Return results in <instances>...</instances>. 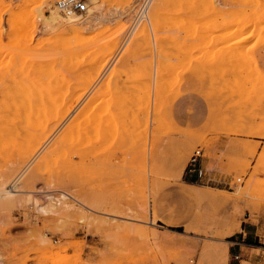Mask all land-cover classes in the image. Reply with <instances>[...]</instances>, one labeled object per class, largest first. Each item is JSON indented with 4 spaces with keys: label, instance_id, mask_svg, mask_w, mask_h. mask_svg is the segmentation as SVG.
<instances>
[{
    "label": "rangeland",
    "instance_id": "rangeland-1",
    "mask_svg": "<svg viewBox=\"0 0 264 264\" xmlns=\"http://www.w3.org/2000/svg\"><path fill=\"white\" fill-rule=\"evenodd\" d=\"M88 2L76 32L0 0V264H257L264 0ZM197 148L226 183L184 175Z\"/></svg>",
    "mask_w": 264,
    "mask_h": 264
},
{
    "label": "bare ground",
    "instance_id": "bare-ground-1",
    "mask_svg": "<svg viewBox=\"0 0 264 264\" xmlns=\"http://www.w3.org/2000/svg\"><path fill=\"white\" fill-rule=\"evenodd\" d=\"M91 3H92V4H96V3H97V0H92ZM93 7H94V6H93ZM96 10H98V7H97V6H95L94 9H90V10L88 9L87 12H90V15H91V14H93V12L96 11ZM87 12H86V13H87ZM52 13H53V15H52ZM52 13H51V15H48V16H44L43 14H41V15L44 16V22L42 23L44 27H47V26L49 25L50 22H51V23H54V25H56L55 23L60 22L61 24H62V23L65 24V23H66L65 25H66L68 28L73 29L74 31L78 32V28H77V26L80 24L79 22H82V21H81V18H82V17H79V18H78V17H74V18H66L67 21H62V20H61L60 13L57 11V9L54 10ZM94 14H95V13H94ZM96 15H97V14H96ZM87 18H88V17H87ZM88 19H89V18H88ZM91 19H92V18H91ZM83 21H85V20H83ZM85 22H86V21H85ZM60 23H59V24H60ZM82 24H83V23H82ZM49 26H50V25H49ZM232 27H234V26H232ZM235 27H236V26H235ZM235 27H234V30H235ZM64 28H65V27H64ZM237 28H238V27H237ZM227 29H228V28H227ZM232 29H233V28H232ZM232 29L230 28L231 31H232ZM239 29H240V28H239ZM230 30L228 29V31H230ZM122 35H123V34H122ZM228 35H229V34H228ZM128 40H129V39H128ZM235 41H236V42H235L234 44L239 43V40H235ZM115 48H116V46H115ZM103 64H104V63H103ZM103 64H102V65H103ZM106 65H107V63H106ZM99 69L101 70V68H99ZM97 70H98V69H97ZM97 70H96V71H97ZM100 70H99V71H100ZM102 70H103V68H102ZM102 70H101V71H102ZM104 70H106V69H104ZM95 73H96V72H95ZM93 76H94V75H93ZM154 81H155V80H154ZM163 82H164V81H163ZM75 83H76V82H75ZM90 83H91V82H90ZM90 83H88L87 85H88V86H89V85L92 86V84H90ZM124 83H126V82H124ZM129 84H131V83H129ZM154 84H155V83H154ZM162 84H163V83H162ZM87 85H85V84L83 85L84 87L86 86V87H85L86 89H85L84 87H81V86H79V87H81V89L84 88V92H86L85 90L88 89V86H87ZM138 85H140V84H138ZM90 86H89V88H92V87H90ZM94 86H95V85H93V87H94ZM128 86H129V85H127V88H128ZM140 86H141V85H140ZM79 87H77V88H79ZM94 88H95V87H94ZM129 88H130V86H129ZM164 88H166V85H165ZM188 88H189V87H188ZM88 90H89V89H88ZM88 90H87V91H88ZM141 90H142V89H141ZM180 90H181V89H180ZM90 91H91V89H90ZM92 91H93V90H92ZM129 91L131 92V91H134V90H131V88H130ZM139 91H140V90H139ZM139 91H138V93H139ZM142 91H143V90H142ZM142 91H140V92H142ZM82 92H83V89H82ZM88 92H89V91H88ZM88 92H87V93H88ZM135 92H136V91H135ZM146 92H147V91H146ZM91 93H92V92H91ZM88 94H89V93H88ZM136 94H137V93H136ZM139 94H140V93H139ZM63 95H64V94H63ZM137 95H138V94H137ZM137 95H136V96H137ZM79 96H82V95H79ZM84 96H85V95H84ZM143 96H145V93H144ZM143 96L141 97V105L143 104V103H142V100H144V97H143ZM150 96H151V95H150ZM59 97H60V96H59ZM82 97H83V96H82ZM137 97H138V98H137ZM137 97H136V99L139 100V97H140V96H137ZM60 98H61V97H60ZM60 98H59V99H60ZM61 99H62V98H61ZM132 100H134V99H132ZM138 100H137V101L134 100L135 103H136L135 106H137L138 104H140V102H139L140 100H139V101H138ZM77 101H78V100H77ZM77 101H76V102H77ZM74 102H75V101H74ZM73 104H74V103H73ZM76 104H77V103H76ZM146 104H147V103H146ZM65 105H66V104H65ZM74 105H75V104H74ZM74 105L71 104V106H70V105L68 104V107H69V108H66V109H71V110H72V107H73ZM77 105H78V104H77ZM141 105H138V106H141ZM61 107H62V106H61ZM74 107H75V106H74ZM76 107H77V106H76ZM97 107H98V106H96L95 109H92V111H90V115L92 114V117H91V116L89 117V113H87V115H85L87 118H91V123H90V124H92V123H96L95 120H96V118H97L98 116H99V117L97 118V122H98V123H99L101 120L103 121V119H104V117L102 116L103 118H101V120H100V119H99V118H100V115H96L97 113H96V114L94 113V116H93V112H96V111L98 112V109H99V108H97ZM142 107H143V106H142ZM144 107H146V106H144ZM64 108H65V107H64ZM92 108H93V107H92ZM96 108H97V109H96ZM58 109H59V107H58ZM74 109H75V108H74ZM78 109H79V108H78ZM154 109H155V108H154ZM64 110H65V109H64ZM93 110H94V111H93ZM62 111H63V110H62ZM68 111L71 112L70 110H67V111L62 112V115H63V116L60 115V116H59V119H60V118L63 119V118H64V113H65V112L68 113ZM74 111H75V110H74ZM77 111H78V110H77ZM80 111H81V110H80ZM148 111H149V110H148ZM51 113H52V112H51ZM53 113H54V111H53ZM66 113H65V117L67 116V117L69 118V113H68V114H66ZM77 113H78V112H77ZM80 113H83V112H80ZM54 114H55V113H54ZM83 114H86V113H83ZM83 114H82V115H83ZM98 114H99V112H98ZM51 115H52L53 118H54L55 116H57V113L55 114V116H54L53 114H51ZM95 115H96L97 117H95ZM76 116H78V115H76ZM85 116H84V119H86ZM50 117H51V116H50ZM80 117H81V114H79V119H78V121H79V120L84 121V120H83V117H81V118H80ZM55 118H56V117H55ZM57 118H58V116H57ZM57 118H56V119H57ZM68 118H64V119H65V120L67 119V120L69 121ZM77 118H78V117H77ZM77 118L75 117L74 120L76 121ZM93 118H94V120H93ZM107 118H108V117H107ZM59 119H58V122L61 121V119H60V120H59ZM108 119H109V118H108ZM67 120H66V121H67ZM87 120H88V119H87ZM62 121H63V120H62ZM68 121H67V122H68ZM82 121H81V123L79 124V125H82L80 129L77 128V127H78L77 125H78V123H79V122H77V121H76L77 124H76V122L73 121L72 123H73V124L75 123L76 125H75V124H74V125L71 124V126H69V128L72 127V126H74V127L76 128L75 131H77V130L79 129V130L77 131V132H79V131L83 128V126H85L86 128H88V127L91 126V125L89 126V124H88L89 120H88V122H87V121L82 122ZM105 121H107V120H105ZM108 121H109V120H108ZM108 121H107V122H108ZM58 122H57V123H58ZM63 122H64V121H63ZM86 122H87V124H86ZM55 123H56V122H55ZM55 123H54V124H55ZM82 123H83L84 125H83ZM65 124H66V123H64L63 125H65ZM56 126H57V125H56ZM60 126L62 127V125H60ZM60 126H59V127H60ZM59 127H58V129H59ZM74 127H73L72 129H75ZM79 127H80V126H79ZM84 129H85V128H83V130H84ZM88 129H89V128H88ZM70 130H71V129H70ZM71 131H72V130H71ZM75 131H74V132H75ZM81 131H82V130H81ZM85 131H86V130H85ZM28 164H29V163H28ZM28 164H27V165H28ZM23 171H24V170H23ZM23 171H22V172H23ZM20 175H22V174H20ZM17 176H19V174H18ZM19 179H20V176L17 177V178H15L14 183H12V184L9 185V186H8V185L5 186L4 191H5V190H9L12 194H15V193H17V192H21V191H22L21 189H20V190L16 189V187L19 185ZM8 187H10V188H8ZM9 191H8V193H9ZM61 196H63V195H61ZM64 196H65V195H64ZM64 196H63V197H64ZM48 198L53 199L54 197L52 198V195H51V197L49 196ZM54 199H55V198H54ZM62 200H63V199H60V200H58V202H62ZM56 201H57V200H56ZM55 205H56V204H55ZM42 208H43V207H42ZM43 211H45V210H43Z\"/></svg>",
    "mask_w": 264,
    "mask_h": 264
},
{
    "label": "built area",
    "instance_id": "built-area-1",
    "mask_svg": "<svg viewBox=\"0 0 264 264\" xmlns=\"http://www.w3.org/2000/svg\"><path fill=\"white\" fill-rule=\"evenodd\" d=\"M150 0H145V7L149 4ZM57 8L63 13L66 18L83 17L89 9L88 0H56ZM204 152L202 148L194 150L190 158L191 173L196 174L197 181L205 180L211 182V178L207 175L206 171L199 165L200 159ZM239 257L238 255L236 256Z\"/></svg>",
    "mask_w": 264,
    "mask_h": 264
},
{
    "label": "crops",
    "instance_id": "crops-1",
    "mask_svg": "<svg viewBox=\"0 0 264 264\" xmlns=\"http://www.w3.org/2000/svg\"><path fill=\"white\" fill-rule=\"evenodd\" d=\"M209 163V159H200V163L199 165L206 171L207 175L212 179L210 183H226V177L225 175L222 173V171L220 169H212V170H209L207 169V165ZM184 175H188L190 176L192 179H194L195 181H197V177H196V174L195 173H191L189 171V167L188 165L185 167V170H184ZM254 230V232H253ZM260 230H264V227L261 226V227H258V225L256 227H253L250 231H249V234H250V237L252 236V234L254 233V236H257L259 235V231ZM249 238V237H248ZM242 241H244V235L242 236ZM234 243L236 244H239V249L242 250V245L245 244V245H255L254 243H242L240 241H234ZM256 246V245H255ZM260 247H264V246H260ZM241 255H243V253H241ZM240 255V256H241ZM255 262L257 264H264V253H262L261 256H257L256 257V260ZM244 264H247V263H244Z\"/></svg>",
    "mask_w": 264,
    "mask_h": 264
},
{
    "label": "trees",
    "instance_id": "trees-1",
    "mask_svg": "<svg viewBox=\"0 0 264 264\" xmlns=\"http://www.w3.org/2000/svg\"><path fill=\"white\" fill-rule=\"evenodd\" d=\"M192 181H195L194 179H191ZM247 243H250L249 241H247Z\"/></svg>",
    "mask_w": 264,
    "mask_h": 264
}]
</instances>
